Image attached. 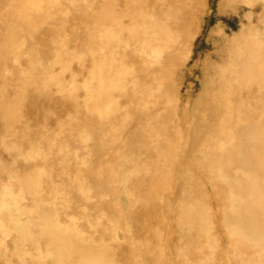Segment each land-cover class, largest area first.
<instances>
[{
    "label": "rangeland",
    "instance_id": "rangeland-1",
    "mask_svg": "<svg viewBox=\"0 0 264 264\" xmlns=\"http://www.w3.org/2000/svg\"><path fill=\"white\" fill-rule=\"evenodd\" d=\"M125 1L0 0V205L22 200V179L43 183L42 201L53 196L47 213L65 226L73 216L88 238L82 244L107 264H264L263 249L238 243L222 223L234 196L228 179L252 166L263 172L256 157L240 167L237 144L245 123L264 113L258 92L264 79L255 81L256 65L245 81L234 69L247 55L261 59L264 0H169L157 9L148 2L158 19L176 10L168 23L174 50L164 44L167 59L157 65L144 63L137 45L145 37L143 3ZM101 26L115 35L102 37ZM119 36L128 38L126 47L119 48ZM103 49L115 66L125 64L130 84L108 87L98 99L89 74L96 68L91 57L97 65ZM132 60L140 73L133 78ZM32 194H24L25 209L36 202ZM26 220L22 214L21 224ZM24 232L0 243V264H24L23 252L30 253L25 264H37V242ZM40 244L53 250L46 238ZM54 259L46 264H59Z\"/></svg>",
    "mask_w": 264,
    "mask_h": 264
},
{
    "label": "bare ground",
    "instance_id": "bare-ground-1",
    "mask_svg": "<svg viewBox=\"0 0 264 264\" xmlns=\"http://www.w3.org/2000/svg\"><path fill=\"white\" fill-rule=\"evenodd\" d=\"M128 1L129 0H126L125 2H128ZM244 1H247V0H244ZM141 2L143 3V6L144 5L148 6L149 5L148 2H149L153 6V8H156L160 5H161V7H164V4H167V3L171 4L169 2V0H140L139 3H141ZM262 3L264 4V2H262ZM126 4H128V3H126ZM138 5H140V4H138ZM143 6H141L142 9L139 8V10H140V17L142 20H144V21H142L141 29L144 32L145 37H138L137 45L141 48V50L145 56V58L142 59L143 62L144 63H151L153 65H155V64L157 65V64H160L161 60L167 59V57H162V55H161V53L164 51V49L167 48V47H164V44H170V41L173 40L172 37H175V35L173 34V31L171 29H169L170 25L168 27V23H170V20L175 18L176 15L174 13L176 12V10L172 11L173 13H171V11H167V12H170L169 14H167V12L165 11L164 12L165 14L163 16H161V15L157 16V17H159V19H158V18H156V16L152 15L153 13L151 14L150 10H154V9L150 5H149L150 9H146L147 6H145L143 8ZM33 7H34V5H33ZM252 7H254L253 3H252ZM125 13H127V12H125ZM148 13H150L151 15H149ZM124 16H128V14H124ZM145 18H147V19L145 20ZM115 23L117 24L116 16H115ZM149 24H151L155 30H153L150 33H147L148 32L147 26ZM118 27L120 28L121 26L118 25ZM102 28L105 29V34H103L102 37H110L111 35H115L114 32H111V30L108 29L107 27H102ZM122 29L123 28H120L121 31H122ZM102 31H104V30L102 29ZM118 35H122V33L118 32ZM100 37H101V35H100ZM248 37H252V35L248 36ZM245 39L247 40L246 37L244 38V40ZM127 42H128L127 37H120L119 36V39H118V44H120L119 48L126 47ZM258 44L259 43H257V45ZM108 45L109 44L107 43V46ZM170 45H171V54H172V50H174L173 49L174 46L172 44H170ZM246 47H247L246 45L242 46L241 51L243 54H245V52H246ZM90 48H92V47H90ZM135 49H136V47H135ZM101 50H102V48H101ZM105 50H107V49H105ZM105 50H104V52H105ZM249 50H250V54L255 53V56H256L257 49L250 48ZM89 52H91L93 55V51L89 50ZM97 52L99 54V51H97ZM95 53H96V51H95ZM100 53H102V52L100 51ZM117 53H118V57L122 61L121 54L119 53V51ZM109 56L114 58V56L112 55L111 52H105V54L102 53V55L100 57L101 61L97 65L95 63L94 58L91 57V60L93 62L92 65L95 66L96 68L93 67L94 69L92 68V71L89 75H90V78L92 81H94L95 83H98V85H97L99 87L97 90V98L98 99H103L102 97L106 96V94L108 93V92L106 93V90L109 91L108 87H111V88L115 87L117 89L120 88L121 91H122V89L125 88L124 84H125V79H126L125 76H126L127 72H125L124 70H126V66H125V64L122 65L123 66L122 69L115 66L114 65V63L116 62V61L114 62L115 59L114 60L113 59L108 60L106 57L109 58ZM246 57H247V59L245 61H241V63L238 65V67L236 69H234L235 77L240 79V80L244 79L243 81H245V78H251V76H247V74H249L250 73L249 70H252V69H253V71H252V74H253V72L255 71V65H256V73L253 74V76H255V81H257V82L259 80L263 81V79H264V52H262L261 59L260 60L258 59V62H256V61L251 62L248 59V55ZM252 57H254V56H252ZM132 62H133V60L131 61V63ZM132 65H133V67L130 66V70L132 72L128 73L129 76L132 78H133V76L134 77L140 76L138 68L135 66L134 63H132ZM119 66H121V65H119ZM128 68H127V71H128ZM166 70H168V69H166ZM252 79H253V77H252ZM252 83H254V82H252ZM127 84H125V85H127ZM133 87L136 88L134 83H133ZM166 89H167V87H166ZM135 91H136V93H138L137 88L135 89ZM93 92L94 91H91V94H93ZM132 92H133V90H132ZM258 92L260 94L259 100H261V104H262L261 109L263 110V108H264V82L261 84V86H259ZM133 93L136 94L135 92H133ZM170 93H172V91L169 93L166 92V94L171 95ZM139 95L142 96V93ZM142 97H144V96H142ZM92 101H94V100H92ZM92 105H94V104H92ZM254 105H255V103H254ZM108 109H109V104H108V107H105V108L102 107L101 112L103 113V111H104L103 114H105L108 111ZM249 110H252L254 113V109L250 108ZM259 110H260V107H259ZM255 111H257V110H255ZM263 112H264V110H263ZM253 122L254 123L251 125L245 123L244 127H247L246 134H244V136H241L242 139L237 144L239 147L238 150L242 149V152H241L242 155L239 156L240 159L238 158V160L240 162V167L244 168L247 166L248 161L253 159V157H256L260 161H262V163H263V166H260L263 172L258 171V169H256L254 166H252L251 169H247V171H243L241 175H238V176L233 175L234 177H232L231 179H228V182L232 186L234 196L231 195L232 200L229 203V210H230L231 214H230L229 218L222 215L223 216L222 217L223 218L222 223H223L224 227L226 228L229 237H231L234 240H237L238 243H241L242 241H245V242L248 241L249 243H251V244L253 243L256 246H259L260 249L264 250V113L261 112L260 118H257V120H255ZM142 127H144V126H142ZM223 129L221 130V133L223 132ZM113 130H115V129H113ZM110 131H111V129H110ZM235 131H236V129H235ZM231 135H232V133H231ZM86 137H88V136H86ZM221 144H222V147L224 148L225 143H221ZM209 154H211V153H209ZM256 154H258V156L260 155V158L258 156H256ZM213 160H214V158H213ZM252 161H250L251 164H252ZM224 165H226V164H224ZM241 171H242V169H241ZM38 175L39 174H37V176ZM257 176H260V178L259 177L256 178ZM41 181H43V180H41ZM41 181H39V182H41ZM41 185H40V183H38V184L37 183H31L26 179H22V187L18 191L20 196H22V200L16 201L14 198H12L11 203H6L5 205H0V210L4 209L6 211V216L0 217V234H1V238H0L1 242L0 243H5V239L9 238V237L16 238L18 235L15 237V235H14V234H16L15 232H19L20 230H22V232L25 231L24 234L22 233L23 236L25 237V240H29L28 241L29 243H32L34 241H35V243L37 242V245L35 247L36 249H34L35 250L34 256H36L38 258L37 264H46L48 258H51V257L52 258L54 257L55 258L54 260L59 261V264H71V262H66L67 261L66 257L72 258V256H74L76 254H81V253H85V255L83 257H81V260L78 258L77 261L74 262L73 264H107V263L102 261L99 254H96V255L90 254L89 247L86 246L87 243H85L86 245L82 244L85 240L87 241L88 238L86 237V235L80 234L81 231L77 228L75 223H73V220H74L73 216H72L73 218L70 217L72 219L71 220L72 223L65 226V224H61V223L57 222L56 218H58V217H55V215H52L51 213H47L45 207L53 204V198H52L53 196H49L50 202H47L49 200L46 201L47 203L43 202L42 197L40 195V193L42 194V192L39 190V189H41ZM30 192H33L32 195H33V198L36 200V202L34 203L33 207H31L29 209H25V207L22 206V203L26 199L24 197V194H26V193L30 194ZM12 194H13L12 192L8 191V198L11 197ZM39 197H40V199H39ZM227 199L229 201V197H227ZM22 214L27 215V220L23 221V224H21ZM7 218H9L11 220V222H9V220H6ZM98 224H100V223H98ZM107 224H109V223L107 222ZM34 226L36 227V229L34 228ZM110 226H111V224H110ZM116 226H118V225H116ZM22 227H23V229H22ZM115 229H114L115 233L113 232V235H115L114 236L115 240H119V238H120L119 232L121 230H115ZM208 231H210V230H208ZM82 232H84V231L82 230ZM43 238H46L48 240V242L52 245L53 250H50L51 248L45 249V247L40 244V240ZM214 238H215V235L212 239L213 240L212 244H214V242H217V240ZM9 239H11V238H9ZM24 242H26V241H24ZM78 242L81 243V244L79 243L80 244L79 247L77 245ZM45 244H47L46 241H45ZM244 244H246V243H244ZM89 245H90V243H89ZM46 247H47V245H46ZM50 251H52V252H50ZM23 253H22V262L25 264V261H27V260L24 257H26V255H28V257H29L30 253L29 252H26V253L23 252ZM239 254H241V253H239ZM36 257H35V259H36ZM19 258H21V257H19ZM24 259H25V261H24ZM29 259H31V258H29ZM254 262H256V261L248 262L247 264H256ZM28 264H29V262H28ZM53 264H56V262Z\"/></svg>",
    "mask_w": 264,
    "mask_h": 264
}]
</instances>
